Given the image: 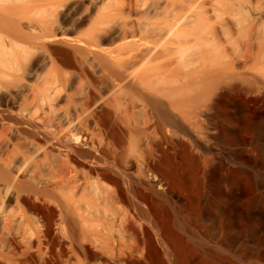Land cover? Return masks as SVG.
I'll use <instances>...</instances> for the list:
<instances>
[{
  "label": "bare ground",
  "instance_id": "obj_1",
  "mask_svg": "<svg viewBox=\"0 0 264 264\" xmlns=\"http://www.w3.org/2000/svg\"><path fill=\"white\" fill-rule=\"evenodd\" d=\"M207 3L0 0V264H187L167 206L178 220L183 193L163 159L179 151L206 178L176 110L208 84L189 94L174 65L209 25ZM155 126L162 137L140 159L150 179L133 171L126 137Z\"/></svg>",
  "mask_w": 264,
  "mask_h": 264
},
{
  "label": "rangeland",
  "instance_id": "obj_2",
  "mask_svg": "<svg viewBox=\"0 0 264 264\" xmlns=\"http://www.w3.org/2000/svg\"><path fill=\"white\" fill-rule=\"evenodd\" d=\"M207 2L209 25L192 31L187 64L174 65L179 84L189 82V94L203 82L208 84L200 104L178 105L176 110L191 118L185 123L186 134L177 131L176 136L200 142L197 150L207 175L203 177L195 164L183 163L179 151L163 159L183 193L176 195L181 201L178 220L170 204L169 216L183 239L187 264H264V0ZM216 53L218 63L213 64L208 56ZM145 127L141 124L140 130ZM91 131L93 138L102 137ZM159 132L155 126L126 137L133 171H144L150 179L154 173L140 159L149 157L147 140L161 139ZM136 140L140 141L134 151ZM210 197L226 210L211 208ZM220 218L226 220L221 228Z\"/></svg>",
  "mask_w": 264,
  "mask_h": 264
}]
</instances>
